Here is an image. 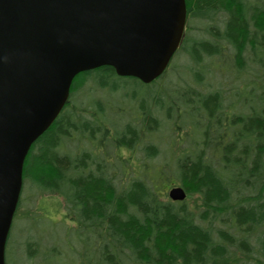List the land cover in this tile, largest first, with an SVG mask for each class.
I'll list each match as a JSON object with an SVG mask.
<instances>
[{
	"label": "trees",
	"instance_id": "1",
	"mask_svg": "<svg viewBox=\"0 0 264 264\" xmlns=\"http://www.w3.org/2000/svg\"><path fill=\"white\" fill-rule=\"evenodd\" d=\"M186 1L190 82L166 71L147 91L112 66L81 72L30 149L24 188L64 202L60 264H264V0ZM189 42L215 50L197 58ZM35 241L26 261L57 264Z\"/></svg>",
	"mask_w": 264,
	"mask_h": 264
},
{
	"label": "water",
	"instance_id": "2",
	"mask_svg": "<svg viewBox=\"0 0 264 264\" xmlns=\"http://www.w3.org/2000/svg\"><path fill=\"white\" fill-rule=\"evenodd\" d=\"M186 0H0V264L32 145L67 104L75 77L101 66L150 83L184 36ZM183 201L182 186L169 190Z\"/></svg>",
	"mask_w": 264,
	"mask_h": 264
},
{
	"label": "rangeland",
	"instance_id": "3",
	"mask_svg": "<svg viewBox=\"0 0 264 264\" xmlns=\"http://www.w3.org/2000/svg\"><path fill=\"white\" fill-rule=\"evenodd\" d=\"M257 8H262L263 6L259 3L254 4ZM199 25L197 21L195 23H192V26ZM192 36L196 35L199 37L196 30H193L192 33H190ZM209 37L208 35H206ZM193 43L189 42L187 43L186 47L188 49V52H190L191 55L199 58L200 54L202 55L203 59L206 57H209L208 53L210 51H214L215 48H212L211 46H208L207 49H200L194 50L193 49ZM181 48V47H180ZM191 58L189 54L185 53L183 49H179L170 65L175 64L177 66V71L171 72L170 69L167 70L168 79L173 78L175 81H177L179 84L186 85L187 82H190L192 73L190 72V67L195 68L194 64L190 62V65H188V62ZM187 62V63H186ZM170 71V72H169ZM215 80L213 85H224L225 87L230 86V81L233 80V76L229 73H225L222 76V81H220V76L217 75L214 77ZM173 82V85L175 83ZM212 81V82H213ZM220 81V82H219ZM228 82V84H225ZM146 84L143 83V85L136 84V87L140 90H147L148 88L145 86ZM150 89V88H149ZM133 90V89H132ZM131 90V91H132ZM100 95L102 98H105L107 94L104 92V90L100 91ZM104 97H103V96ZM93 96L92 93H87V99L89 100L90 97ZM121 97V94L118 95ZM149 95L148 97H140V100L149 101ZM95 98V97H94ZM86 99V98H85ZM86 99V101H87ZM109 121V118H108ZM169 131L166 130L164 133H161V139L162 141L167 140L169 137ZM49 215H46V212ZM65 212L64 202L61 199V197L53 196V195H40V191H37L36 188L30 186L28 183L22 194V201L19 208V213L17 219L14 220V225H12V229L9 235L8 241V259L10 264H33L32 262L26 261V242L27 240H36L38 244L36 245V249L38 252V255L40 256L37 260H40L44 253L46 252L47 248L49 249V257L52 259L53 257L50 256V254L57 255V251H62V249L65 248V245H67L69 242L68 240H57L55 246V238L57 236L61 237L62 235H65V231L61 232L64 228L60 224V221H63V216ZM46 216H44V215ZM31 216L30 218L28 217ZM55 221V223H54ZM67 222V221H65ZM64 223V222H63ZM68 223V222H67ZM69 224V223H68ZM74 225V223L72 222ZM65 225V223H64ZM60 226L62 229H60ZM75 226V225H74ZM67 227V226H66ZM68 228V227H67ZM73 228V227H72ZM72 237V234H71ZM74 242L78 245H80L77 241V239L74 240ZM39 249V250H38ZM62 256H59L57 258H54L52 260H55V263L60 264L61 261H58L59 258ZM35 261V260H34Z\"/></svg>",
	"mask_w": 264,
	"mask_h": 264
},
{
	"label": "flooded vegetation",
	"instance_id": "4",
	"mask_svg": "<svg viewBox=\"0 0 264 264\" xmlns=\"http://www.w3.org/2000/svg\"><path fill=\"white\" fill-rule=\"evenodd\" d=\"M187 28V27H186ZM184 40V39H183ZM182 43H183V41H182Z\"/></svg>",
	"mask_w": 264,
	"mask_h": 264
}]
</instances>
